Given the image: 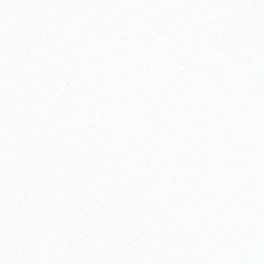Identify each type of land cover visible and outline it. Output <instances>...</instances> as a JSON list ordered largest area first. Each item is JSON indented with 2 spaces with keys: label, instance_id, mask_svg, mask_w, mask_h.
I'll list each match as a JSON object with an SVG mask.
<instances>
[{
  "label": "snow or ice",
  "instance_id": "1",
  "mask_svg": "<svg viewBox=\"0 0 264 264\" xmlns=\"http://www.w3.org/2000/svg\"><path fill=\"white\" fill-rule=\"evenodd\" d=\"M0 264H264V0H0Z\"/></svg>",
  "mask_w": 264,
  "mask_h": 264
}]
</instances>
